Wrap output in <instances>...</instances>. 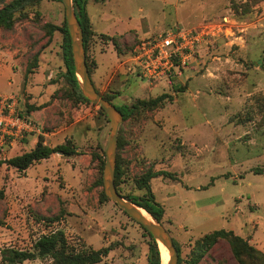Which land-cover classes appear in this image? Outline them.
<instances>
[{
	"label": "rangeland",
	"instance_id": "374dc122",
	"mask_svg": "<svg viewBox=\"0 0 264 264\" xmlns=\"http://www.w3.org/2000/svg\"><path fill=\"white\" fill-rule=\"evenodd\" d=\"M234 1L246 0L87 5L95 35L86 54L97 89L118 105L170 95L164 105L141 108L121 124L119 189L142 195L146 189L137 180L149 169L171 174L154 177L151 188L188 263L198 257L197 264H240L225 239L199 253L198 240L222 228L264 252V0L244 13H236ZM64 18L63 2L43 0L13 29H0V99L15 95L20 113L40 107L29 115L44 133L0 142V160L30 151L40 135L49 146L71 139L78 147L75 155L53 154L25 172L0 164V264L3 249H32L56 231L66 234L72 250L111 245L95 264H149L150 236L113 200L100 199V162L93 154L105 160L111 124L98 104L71 96L63 36L46 32ZM172 30L198 33L200 40L158 75L141 74L135 45ZM52 261L41 255L22 264Z\"/></svg>",
	"mask_w": 264,
	"mask_h": 264
},
{
	"label": "trees",
	"instance_id": "16d2710c",
	"mask_svg": "<svg viewBox=\"0 0 264 264\" xmlns=\"http://www.w3.org/2000/svg\"><path fill=\"white\" fill-rule=\"evenodd\" d=\"M42 1L43 0H0V29H13L17 22L27 19L30 16V10L38 6ZM60 1L63 2L62 0ZM89 1L90 0H73L76 15L83 29L84 47L86 52L88 51L91 39L95 35L92 27V21L87 9ZM260 1L262 0H246L243 3L234 1L233 5L236 13H244L251 10L252 7ZM55 30L60 31L63 36L62 49L66 68L64 75L69 83L71 96L79 102H91L83 95L79 86V78L76 74L74 66L71 37L65 18L61 26L47 25L46 27V32L50 37L53 35ZM35 60H37V57ZM34 64H37V61H35ZM92 64L94 63L89 62L87 59V65L91 77ZM31 72V66H28L26 73L29 74ZM100 93L122 111L124 114V120L132 117L141 108L155 109L164 105L166 98L170 96L168 94H162L151 99L137 100L132 105H118L114 102V95L109 93ZM39 108L40 107L30 106L27 108L25 113L21 112V114H29L31 111H35ZM99 110L103 114L106 113L102 107H100ZM119 141L121 146L122 144L120 137ZM56 153L64 156H72L78 153V147L72 142L71 139H68L65 142L55 146H49L45 143L44 137L40 135L37 144L30 151H26L9 159L0 160V164H7L8 166L16 168L19 172H25L35 162L50 158ZM93 158L99 160L100 162V175L98 176L96 183L99 186H103L102 174L105 163L104 156L96 152L93 154ZM124 174L125 168L121 163V160L117 159L115 184L119 192V182L121 181V178H123ZM161 174L168 176L171 175L166 171H153L152 169H149L142 177L137 180L139 187L146 189L142 195H124L121 192L120 193L129 201L147 210L158 221L163 222L165 208L160 202L156 200L155 194L151 188V180ZM100 199H109L105 194L104 187L101 191ZM143 229L150 236L148 256L149 264H162L159 243L144 227ZM220 238L229 242L231 250L240 264H264V252L255 247L250 242V238L243 237L239 234H236L233 230H227L224 228L214 230L200 238L197 245L199 253L201 251L202 254V252L209 250V247H211V245ZM174 242L179 252L178 264H197L198 257L194 260H191L190 263L184 261L181 257V249L179 244L175 240ZM112 249L113 247L109 245L99 249L91 248L81 251L72 250L69 246L66 234L63 231H56L41 236L37 241L34 242L32 249H20L15 247L5 248L2 250L1 258L3 264H22L27 260H34L38 256L49 255L53 260L51 264H95L101 262L104 257L108 256Z\"/></svg>",
	"mask_w": 264,
	"mask_h": 264
},
{
	"label": "water",
	"instance_id": "95a60500",
	"mask_svg": "<svg viewBox=\"0 0 264 264\" xmlns=\"http://www.w3.org/2000/svg\"><path fill=\"white\" fill-rule=\"evenodd\" d=\"M65 7V20L71 37V45L76 74L79 78L81 92L91 102L98 104L104 109L109 117L111 133L105 150V163L103 169V187L105 194L113 200L130 217L141 224L159 243L161 242L169 251L170 258L167 264H178L179 252L171 232L163 222L144 214V208L126 199L117 189L115 173L117 165L118 136L124 114L114 103L106 99L96 88L87 65V54L84 47L83 29L76 15L73 0H62ZM145 210V209H144ZM160 248V245H159Z\"/></svg>",
	"mask_w": 264,
	"mask_h": 264
},
{
	"label": "built area",
	"instance_id": "2783aa9c",
	"mask_svg": "<svg viewBox=\"0 0 264 264\" xmlns=\"http://www.w3.org/2000/svg\"><path fill=\"white\" fill-rule=\"evenodd\" d=\"M200 40L198 33L180 30L165 31L157 36L144 39L135 45L133 60L141 74L156 76L166 67L173 66L177 57L187 58ZM18 98L15 95L0 99V142L25 138L31 133L44 134L41 126L29 114L17 111Z\"/></svg>",
	"mask_w": 264,
	"mask_h": 264
},
{
	"label": "bare ground",
	"instance_id": "6f19581e",
	"mask_svg": "<svg viewBox=\"0 0 264 264\" xmlns=\"http://www.w3.org/2000/svg\"><path fill=\"white\" fill-rule=\"evenodd\" d=\"M144 214L149 215L146 210H142ZM160 249H161V256H162V264H167L170 258L169 251L165 248V246L159 242Z\"/></svg>",
	"mask_w": 264,
	"mask_h": 264
}]
</instances>
